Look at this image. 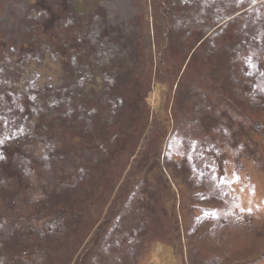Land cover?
Returning a JSON list of instances; mask_svg holds the SVG:
<instances>
[{
	"label": "rangeland",
	"instance_id": "obj_1",
	"mask_svg": "<svg viewBox=\"0 0 264 264\" xmlns=\"http://www.w3.org/2000/svg\"><path fill=\"white\" fill-rule=\"evenodd\" d=\"M0 264H264V0H0Z\"/></svg>",
	"mask_w": 264,
	"mask_h": 264
},
{
	"label": "trees",
	"instance_id": "obj_2",
	"mask_svg": "<svg viewBox=\"0 0 264 264\" xmlns=\"http://www.w3.org/2000/svg\"><path fill=\"white\" fill-rule=\"evenodd\" d=\"M176 232H177V236H179L180 235L179 230H177Z\"/></svg>",
	"mask_w": 264,
	"mask_h": 264
},
{
	"label": "bare ground",
	"instance_id": "obj_3",
	"mask_svg": "<svg viewBox=\"0 0 264 264\" xmlns=\"http://www.w3.org/2000/svg\"><path fill=\"white\" fill-rule=\"evenodd\" d=\"M75 236V235H74Z\"/></svg>",
	"mask_w": 264,
	"mask_h": 264
}]
</instances>
